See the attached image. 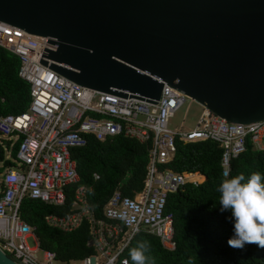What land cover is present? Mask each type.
Segmentation results:
<instances>
[{"label": "built area", "instance_id": "1", "mask_svg": "<svg viewBox=\"0 0 264 264\" xmlns=\"http://www.w3.org/2000/svg\"><path fill=\"white\" fill-rule=\"evenodd\" d=\"M49 39L0 21V47L19 59L18 77L30 89L24 112L0 115V146L5 160L13 163L0 174V251L15 264H53L57 260L53 252L40 250L33 227L21 220L19 209L25 199L47 206L64 204L65 189L80 181L71 151L85 147V136L101 142L122 136L149 144L142 190L133 199L114 190L102 207L103 218L98 219L88 207L86 190L78 188L71 213L48 214L44 217L46 225L71 232L87 222V245L93 252L79 264H123L127 259L124 251L141 230L158 236L167 250L174 251V217L166 212L169 196L188 183L197 185L205 180L203 175L204 180L196 182L189 180L196 174L162 169L175 159L177 142L216 143L222 151L220 166L225 178L231 160L246 150L248 142L264 152V121L230 123L200 104L202 113L195 128L171 129L169 120L174 112L187 99H193L165 84L156 103L82 87L51 69L46 49L55 47ZM41 60L48 65H42ZM3 101L0 97V103ZM13 148L15 158H11ZM93 178L98 179L96 175ZM121 214L127 215V223L120 219ZM30 237L33 247L26 242Z\"/></svg>", "mask_w": 264, "mask_h": 264}, {"label": "water", "instance_id": "2", "mask_svg": "<svg viewBox=\"0 0 264 264\" xmlns=\"http://www.w3.org/2000/svg\"><path fill=\"white\" fill-rule=\"evenodd\" d=\"M0 21L48 36L51 69L82 87L156 103L165 84L264 121V0H0Z\"/></svg>", "mask_w": 264, "mask_h": 264}, {"label": "trees", "instance_id": "3", "mask_svg": "<svg viewBox=\"0 0 264 264\" xmlns=\"http://www.w3.org/2000/svg\"><path fill=\"white\" fill-rule=\"evenodd\" d=\"M19 59L0 47V115H17L24 112L30 102L29 85L18 77ZM85 147L71 151L76 164L79 183L65 189V201L61 206H47L25 199L21 202L19 216L33 227V234L41 251L54 253L62 262L79 261L92 254L87 245L90 237L89 225L83 221L71 232L51 228L44 222L48 214L65 216L71 213L74 193L78 188L86 190L88 207L94 217L101 219L102 207L114 190L124 198L133 199L143 187L149 164V144L115 136L101 142L85 136ZM8 146L9 142L3 140ZM222 151L212 141L184 144L177 142L175 159L164 168L176 173H198L205 176L201 184L188 183L182 190L171 194L166 212L174 217V239L176 248L169 251L158 236L141 230L136 233L123 257L130 260L129 251L137 241L147 240L151 244V257L155 264H264V248L257 244H246L233 249L228 240L234 234L231 212H221L220 194L217 188L224 178L220 166ZM16 148L11 152L15 158ZM0 173L13 167L5 160L0 146ZM253 172L264 176V152L254 149L248 142L246 150L230 162L228 177L244 173L246 178ZM98 177L94 180L93 176ZM2 187V185H1Z\"/></svg>", "mask_w": 264, "mask_h": 264}, {"label": "clouds", "instance_id": "4", "mask_svg": "<svg viewBox=\"0 0 264 264\" xmlns=\"http://www.w3.org/2000/svg\"><path fill=\"white\" fill-rule=\"evenodd\" d=\"M220 211H230L234 221V234L228 240L233 249L242 250L246 244H257L264 248V176L253 172L246 178L244 173L221 180L218 188ZM120 219L127 223L126 214ZM151 244L147 240L137 241L129 251L132 264H155L151 255ZM123 264H129L126 259Z\"/></svg>", "mask_w": 264, "mask_h": 264}, {"label": "rangeland", "instance_id": "5", "mask_svg": "<svg viewBox=\"0 0 264 264\" xmlns=\"http://www.w3.org/2000/svg\"><path fill=\"white\" fill-rule=\"evenodd\" d=\"M174 113L175 114H173L174 115L173 118L169 120L170 121L169 126L171 129H180L181 127L182 130L193 129L196 127L200 119V115L202 113V106L196 101L187 99L184 102V104ZM1 141L2 140L0 139V142ZM5 156L8 157L9 154L5 153ZM26 242L28 246L30 247L34 246V240L31 237L28 238ZM53 264H79V262L78 261L62 262L56 260L55 262H53Z\"/></svg>", "mask_w": 264, "mask_h": 264}, {"label": "bare ground", "instance_id": "6", "mask_svg": "<svg viewBox=\"0 0 264 264\" xmlns=\"http://www.w3.org/2000/svg\"><path fill=\"white\" fill-rule=\"evenodd\" d=\"M189 180H193V181H196V182H201L204 179H203V177L196 175V176H193V177H189Z\"/></svg>", "mask_w": 264, "mask_h": 264}, {"label": "crops", "instance_id": "7", "mask_svg": "<svg viewBox=\"0 0 264 264\" xmlns=\"http://www.w3.org/2000/svg\"><path fill=\"white\" fill-rule=\"evenodd\" d=\"M196 175H198V176H201L200 174H198V173H195ZM201 177H203V176H201Z\"/></svg>", "mask_w": 264, "mask_h": 264}]
</instances>
